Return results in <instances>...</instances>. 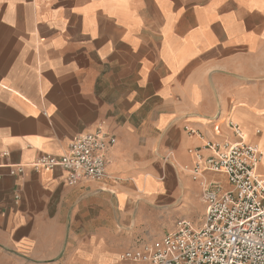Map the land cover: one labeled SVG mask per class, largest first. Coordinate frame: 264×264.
Instances as JSON below:
<instances>
[{
  "label": "crops",
  "instance_id": "0c3cea01",
  "mask_svg": "<svg viewBox=\"0 0 264 264\" xmlns=\"http://www.w3.org/2000/svg\"><path fill=\"white\" fill-rule=\"evenodd\" d=\"M228 119L264 136V0H0V264H135L200 228L189 150L236 141ZM96 130L116 141L102 179L32 167Z\"/></svg>",
  "mask_w": 264,
  "mask_h": 264
},
{
  "label": "built area",
  "instance_id": "2783aa9c",
  "mask_svg": "<svg viewBox=\"0 0 264 264\" xmlns=\"http://www.w3.org/2000/svg\"><path fill=\"white\" fill-rule=\"evenodd\" d=\"M236 141H206L190 149L193 180L202 179L205 216L200 228L179 220L175 230L159 241L129 250L120 259L135 264H264V173H259L262 153L257 145L244 142L238 126L225 121ZM217 137L219 127H213ZM196 135V131L187 130ZM115 138L100 130L79 135L61 157L43 156L32 164L37 171L60 169L65 181L77 186L82 179L100 180L105 176V156ZM203 152L208 154L203 156ZM11 170V175L21 173ZM206 172L222 175L228 188L203 179Z\"/></svg>",
  "mask_w": 264,
  "mask_h": 264
},
{
  "label": "rangeland",
  "instance_id": "374dc122",
  "mask_svg": "<svg viewBox=\"0 0 264 264\" xmlns=\"http://www.w3.org/2000/svg\"><path fill=\"white\" fill-rule=\"evenodd\" d=\"M243 137L246 139L247 135L243 133ZM256 145H258L259 147L261 146L260 149H261L262 156H263V163L261 164V166L264 168V136L261 137L258 142H256ZM258 172L264 173V171L261 168L258 170Z\"/></svg>",
  "mask_w": 264,
  "mask_h": 264
},
{
  "label": "bare ground",
  "instance_id": "6f19581e",
  "mask_svg": "<svg viewBox=\"0 0 264 264\" xmlns=\"http://www.w3.org/2000/svg\"><path fill=\"white\" fill-rule=\"evenodd\" d=\"M257 147H258V150L261 152V149H260V147L257 145ZM262 153V152H261ZM261 164L263 163V156L261 157Z\"/></svg>",
  "mask_w": 264,
  "mask_h": 264
}]
</instances>
